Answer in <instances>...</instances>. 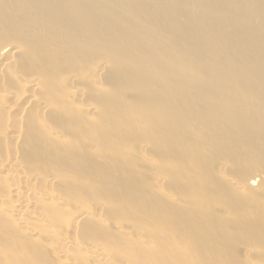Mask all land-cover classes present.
<instances>
[{
  "label": "rangeland",
  "instance_id": "rangeland-1",
  "mask_svg": "<svg viewBox=\"0 0 264 264\" xmlns=\"http://www.w3.org/2000/svg\"><path fill=\"white\" fill-rule=\"evenodd\" d=\"M0 35V38L3 39H0V51L2 50L0 53L2 56L4 55L3 58L0 55V63H2L0 64V70H3V72L0 71V96H2L1 94L3 92V95L5 93V97L3 96V98L7 97V100L0 99V127L2 126L0 135L3 136V134H5L3 137L0 136L4 140L0 139V147L2 148H0V186H2L0 187V203L2 201L0 209L3 203L2 208H6L10 205L6 208L7 210L4 209L6 212L8 211V215L10 216H8L6 212L3 213L2 211L4 210H0V264H110L108 261L109 258H113L111 259L112 261L116 260L114 263L110 260L113 264H122V262L123 264H129V262L131 264H218L219 262L222 263V259L224 260L223 264H227L230 261L231 262L228 264H264V183L259 186L249 185L252 177L256 175L264 176V142L256 143L255 145L252 143L247 144L248 141H242L243 136L239 128L227 132L235 134V136H231L230 138H226L224 135L218 136L216 132L209 131L210 136L208 139L204 138L203 141L190 139L187 141L182 152L178 151L176 154H173V141L169 132L164 134L166 138L165 143L163 140V134L161 133L163 126L162 119L157 121V126L154 124L152 127L135 129L136 134L132 137L129 135V128L132 126L131 121L139 122L141 125L145 126L146 119H131L130 115L126 113L125 116L128 120L125 125L128 128L126 129V134L121 132L119 136L120 143L117 146V152L119 153L116 152L115 155L118 156L115 157L119 160L120 168L118 174L115 175L113 173L114 170L108 167L106 161V159H108V161L115 160L113 151L111 150L112 152L110 154L109 150H106L112 145L113 133H110L108 136L103 134L100 138L107 143V146L108 144L110 145L106 149V144L103 147L100 143L102 140L99 142L96 137L97 134L90 132L89 129L87 132H84L83 136L79 137V140H77L78 137L76 138L75 133L80 125L83 124L86 126L88 120L90 122L92 119V125L96 123L98 111L93 104L106 101L105 95L102 96L100 94H106L105 90L101 89L107 87L103 79L105 78L104 75L107 70L105 68L108 66L107 77H109L110 64L104 66L105 59L97 56L90 59L87 58L86 62H84L85 64H80L82 68L78 66L79 68L73 69V52H71L70 58L67 56L61 58L60 64L63 62V65H65L62 69L59 65L57 68V65L54 64L53 68L55 70H52V77L48 82L47 80L45 81L44 74L42 73L41 75L42 71L40 72V69L35 66L34 68L31 65L30 69L32 70L30 72V79L34 78L40 80V85L33 86L32 83H30L31 81H26L27 79L29 80L27 76H30V73H26L29 67L23 65V68L21 64L20 66L18 64L20 61L27 60L23 57V55H25V50H23L24 54H22L23 52L21 53V49L11 54L12 50L18 47V45L12 44L14 39L17 41V38L13 39L8 34ZM10 38H12V40ZM5 41H7L5 43L7 46L11 44L9 48L6 45L1 47ZM6 47L8 49H6ZM3 50L5 51L3 52ZM101 61L102 63H99ZM20 68H26L25 73L27 75L21 73L22 71ZM67 69L69 70L67 71ZM97 69L98 71H96ZM18 70H20V72H18ZM33 71L34 75L38 78L33 75ZM62 72H66L67 78L64 79L65 74ZM68 72H70L71 77L68 75ZM54 74L57 75L55 76ZM150 79L151 76L148 73H144L140 77L137 75L134 82H149ZM19 81H23V85ZM77 83L81 87H77ZM107 84L109 85L110 81H108ZM40 86H50V88L43 90H45V92L48 91L46 93L47 95L48 93L52 94L53 98L52 96L49 98L48 96L50 95L46 97L44 92L43 96L42 94L39 95L42 89ZM87 86L88 88H86ZM97 86L101 88L100 91ZM113 86L116 88L114 84ZM134 86H138V84ZM156 86L155 90L153 89V93L161 95L164 90V85L157 82ZM32 87H37L38 89ZM107 89H109V86ZM167 90L169 89L167 88ZM54 91H58V94ZM72 91L77 96L74 95ZM29 92L31 94H29ZM131 93L132 90L130 88L125 90L126 95H130ZM153 93H151L152 99ZM97 94L98 96H96ZM83 95L87 100H84ZM8 97H10V100H8ZM32 98L34 99L32 100ZM50 100L54 101L52 106H48L47 104L51 103ZM90 100L94 108L88 103ZM58 102H60V106ZM170 103L171 102H169V104ZM28 105H31L33 109L36 110L35 114L37 116L34 114L31 106V108H28ZM120 105H122V101H120ZM36 106H38L39 109ZM193 108L194 107H187L186 109L193 110ZM161 110L160 105L159 111ZM37 111L39 113H36ZM54 111L55 113L57 112V115L54 114ZM12 112L15 114L11 115ZM85 112L88 113L85 114ZM39 114H41V117L38 118V116H40ZM43 114H45L46 117ZM13 116L15 117L13 118ZM87 117L89 118L88 120L86 119ZM1 120L3 123H1ZM105 120L109 126H112V121L108 120V117ZM49 121L51 125L47 123ZM4 122L7 128L4 127ZM33 122H35L34 125ZM168 122L169 119L167 120V123ZM123 124L121 120L119 126L122 127ZM137 127H139V124ZM198 127V125L193 126L188 130L190 131V129L193 128L198 133V130L201 129ZM3 131L6 133H3ZM201 131H203V129H201ZM191 132L193 131L191 130ZM6 137H8L7 140L9 143H7V140L5 141ZM97 142L99 143V148ZM27 144H29V146ZM59 145L61 147H59ZM38 149L40 150V155L37 154L39 157L35 154L36 150L38 152ZM53 149L58 151V153ZM17 150L19 153H17ZM45 150L47 152L53 150L55 155L60 158L58 163L54 164L51 163V161L44 162L41 153L42 151L46 153ZM103 150L109 154L105 155L102 153L104 152ZM192 150L194 152H192ZM11 151L13 155L10 154ZM162 151L164 153H162ZM60 152H63V154H60ZM191 153H194L198 158L196 160H191ZM2 155H4V157ZM12 156H17L18 158L15 157L17 160ZM85 159H89L90 163L87 171V173L90 174L89 176H79L67 171V168H70L77 172L79 165L84 163ZM11 160L20 162H14V165ZM166 167L167 169L165 170L164 168ZM17 168H20V170ZM16 169L20 171H18V173L21 175V182L17 179V175H20L17 174ZM36 171L38 173L31 175L32 172ZM8 172L11 173V175ZM176 172L180 174L179 178H177ZM7 173L8 175L4 176ZM25 173H28L27 176H34V178L32 177L33 179L31 180L30 177L22 176L26 175ZM39 173L41 174L40 178L38 177ZM195 176H199V178ZM15 177L16 179H14ZM21 179L19 177V180ZM262 180H264V177ZM116 182L125 183V192L119 189L120 192L115 195L119 197L120 200L125 199L126 201L125 207H121V209H119L120 207H115L113 199L109 198L108 193L102 190L111 189ZM33 183H37V186L34 187L35 184L33 185ZM52 184L55 186H51ZM133 188L136 190V205L141 203L138 209V218L142 226L135 223H139V221H136L134 218L136 216L134 214H137V211L133 208H129L130 190ZM247 189H250L254 193L253 197H247ZM142 190H148L149 193L146 194L145 192H141ZM9 193L11 195H9ZM4 195H8V197H3ZM17 195L19 197L22 195V198L20 197L22 204L20 200L17 199ZM145 195L150 198H146ZM26 197L28 199H25ZM1 198L4 199L2 200ZM15 198L19 200V202L15 200ZM32 199L33 203L31 202ZM60 199H64V201H60ZM5 200L8 204L5 203ZM225 200L236 201L239 210L244 208L247 212H250V210L253 209L249 215L247 214L248 217L246 216L245 219L241 218L242 216L239 215L234 219L231 218L234 214H230L231 217H229L230 215L227 216L232 222H236L234 225H236L238 229H244L247 222L250 221L248 223V233L244 230L240 232L234 230L232 238L229 239V241L225 240L226 238L223 239V235L221 234L228 233L226 227L228 223H223L225 221H221V218H219V213L221 212L224 214V217L229 214V212H225V208L221 205ZM26 201H28V203L31 202V205L28 206ZM192 201L199 205L197 218L202 222L199 225L198 238L195 241V243L202 246L200 254H197L191 249L190 242L179 239L175 231L176 229L184 230L187 224L194 220L195 215L191 207ZM11 202H14L15 205H12L13 203ZM23 202L26 206L23 205ZM144 203H149L147 206L152 215L151 220H145V213L143 210ZM21 205L23 207H20ZM62 205L65 206L63 207ZM13 210H16V213ZM134 210L136 212H134ZM159 211H163L164 215H170L166 221V225L163 224L164 222L155 220ZM255 211L262 213L263 218L261 217L260 221L257 220L259 217H255V214H253ZM18 212H24L23 219L32 215L29 220L24 219L27 226L22 225L18 220ZM42 212L47 214H44L47 218ZM94 214L96 216H94ZM121 214H125V217ZM128 214L132 215L130 216L132 219L134 218V221H130L131 218L128 217ZM88 215H92V218L90 219V217H87ZM249 216L252 217L250 218ZM14 217L17 218V222L19 221V225ZM126 217L130 219H125ZM36 218L41 219L37 220ZM93 218L95 221L99 220L98 223L92 220ZM101 218L106 219L101 220ZM40 220L42 221L40 222ZM29 221L32 225L29 224ZM252 221H254L253 224ZM133 222L137 224V226L133 224ZM220 222L223 224L221 225ZM80 224H82V226ZM76 225H79L80 228ZM85 225L89 226V228L84 227ZM132 225L135 229L133 228L131 231ZM221 226H223V228H221ZM25 227L26 229H24ZM83 227L85 230L82 229ZM126 228L127 230H125ZM86 229L89 231L96 229V234L93 232L94 230L91 231L93 233H86ZM122 229L125 231H122ZM190 229H192V227H190ZM258 232L259 234H257ZM87 234L90 235L88 236ZM122 234H126L127 236H123ZM134 235H137V237ZM258 235L260 237H258ZM128 237L134 239H127ZM162 237L165 239L163 240ZM61 238L64 239L62 240ZM104 238H107V241ZM114 238H118L117 241ZM138 238L141 240H138ZM152 238L153 241H151ZM57 239H59V241ZM148 241H150V245ZM217 241L224 249L228 250H226L225 254H222L219 250L218 255H216L215 248L219 246L216 244ZM72 242H76L77 244ZM66 243H70V247ZM83 245L85 246L83 247ZM156 246L162 247L158 254H156V249H158ZM63 253H65V255ZM179 255L184 257H180ZM218 256H221L219 257V261L216 259ZM227 257H229V260ZM95 259H100L101 262ZM64 260H66V262ZM106 260L107 262H105ZM216 260L218 263H216ZM225 260L228 262H225ZM135 261L140 263H136Z\"/></svg>",
  "mask_w": 264,
  "mask_h": 264
},
{
  "label": "bare ground",
  "instance_id": "bare-ground-1",
  "mask_svg": "<svg viewBox=\"0 0 264 264\" xmlns=\"http://www.w3.org/2000/svg\"><path fill=\"white\" fill-rule=\"evenodd\" d=\"M0 34H5V35L8 34L13 39L17 38V41L14 39V42L12 44L16 46L18 45V47L17 48L15 47L12 50L11 54L17 52L18 50L20 51V49H21V53L23 52L22 54H24L23 50H25V55H23V57L27 59L24 61H20V63L18 62L19 66L20 64L21 66L23 65L28 66L29 69L27 70L26 73L31 72L32 70L30 69L31 65L33 67L34 66L37 67L38 69H40V72L42 71L41 75L42 73L44 74L43 76H45L44 78L45 81L47 80V82L52 77V70H55L53 68L54 64L57 65V68L59 65V67L62 69V67H64L65 65H63V62L62 64H60L61 58L66 56L70 58L71 52H73L72 65L75 66V67L72 66L73 69L79 67L82 68L80 64L86 62L87 58L90 59L97 56L105 59L104 60L105 63L103 62L104 66L106 64H110L109 77H107V71L109 66L105 68L107 69L104 75L105 78L102 77L104 78L103 82L106 84L107 87L109 86V89H107V87L105 89H101L98 88L97 86L99 91L100 89L105 90L106 94L104 93L100 95L102 96L105 95L106 101H101L100 103L93 104L95 109L98 111L97 113L98 116L96 117V123L92 125L91 124L92 119L89 122L88 120L89 118L87 117L86 119L88 120V124H86V126L83 124L80 125L75 131V133H76V138L78 137L77 140H79V137L83 136L84 132H87L89 129L90 132L97 134L96 137L99 142L100 140H102V142L100 143L101 145H103V147L106 144L105 149L110 145L108 144L107 146V143L100 138L103 134L108 136L110 133H113V140L111 142L112 145L109 149L106 150L107 151L109 150L110 154L113 151L114 157L118 156L115 155V153L117 152L118 150L117 146L120 143V139H119L120 133L122 132L123 134H126L127 132L126 129L128 127L125 125V123L128 119L125 116L126 113L130 115L131 119L134 118L146 119L145 126L141 125L139 122L131 121L132 126L129 128V135L132 137H134L136 134L135 129L152 127L154 124L155 126H157V121L159 119H162L163 126L161 129V133L163 134V140L165 143L166 138L164 137V134L169 132V134L172 136V141H173V149H174V151L172 150L173 154H176L178 151L182 152L187 141L190 139H194L195 141L196 140L203 141L204 138L208 139V137L210 136L209 131L216 132L218 136L224 135V137L230 138L231 136H235V134H230L227 132H230L235 128H239L240 133L243 136L242 141H248L247 144L252 143L253 145H255L256 143L264 142V0H0ZM12 38L10 39L12 40ZM6 42L7 41H5L3 43L4 45L2 44L1 47L5 46ZM10 46L11 44H9V46L7 47L9 48ZM7 47L6 49H8ZM4 51L5 50H3V52ZM0 52H2V50ZM0 55L2 56L1 53ZM99 63H102V61ZM25 69H21L22 71L21 73H25ZM98 69L96 71H98ZM68 70L69 69H67V71ZM1 72H3V70ZM18 72H20V70H18ZM26 73L25 75H27ZM62 73L65 74L66 72L65 73L62 72ZM144 73H148L151 76L150 81L135 83L134 79L137 77V75L138 77H140ZM33 75H34V71H33ZM68 75L70 76V72H68ZM65 76L64 79L67 78V74H65ZM27 78H29V80L27 79L26 81L27 82L31 81L30 83H32L33 86L40 85L39 82L40 80L34 78L30 79L31 73L29 77L27 76ZM44 78L42 77L43 80ZM108 81H110L109 85L107 84ZM63 82L65 81L63 80ZM157 82H160L164 85V90L162 91L161 95L153 93V89L155 90V88L157 87L156 86ZM21 83L23 85V81ZM113 84L116 86V88H114ZM135 84H138V86H134ZM3 85L6 86L5 84ZM43 87L40 86V88H42L41 93L38 90L39 95L42 94V96L48 92V91L45 92V90L46 88H50V86L44 88ZM77 87H81V86H79L78 84ZM86 88H88V86ZM127 88H130L132 90V93L130 95L125 94V90ZM167 88L169 90H167ZM54 92L58 94V91H54ZM151 93H153V99L151 98ZM29 94L31 93L29 92ZM1 95H2L0 96L1 100L3 99L7 100V97L3 98V96L5 97V93L3 95L2 92ZM48 95L46 94V97L48 96L50 98L52 96L53 98L52 94L48 93ZM96 96H98V94ZM8 98H9L8 100H10V97ZM33 99L34 98H32V100ZM84 100H87V98L86 99L84 98ZM120 101H122V105H120ZM53 102L54 101L52 100L51 103H47L48 106L49 105L52 106ZM169 102H171L170 103L171 105L169 104ZM58 103L60 106V102ZM88 103L92 105L91 100L90 102L88 101ZM160 105L162 109L161 111H159ZM30 106L28 105V108ZM36 107L38 108V106ZM187 107H194V108L193 110H190V109H186ZM33 111L35 114L36 110L33 109ZM38 111L36 113H39ZM87 113L85 112V114ZM14 114L15 113L13 112L11 113V115ZM54 114L57 115V112L55 113L54 111ZM39 115L40 116H38V118L41 117V114ZM43 115L45 116V114ZM14 117L15 116H13V118ZM107 117L108 120L112 121V126H109L107 121L105 120ZM168 119H169L168 122L169 124L167 123ZM121 120L124 123L122 127L119 126V122ZM1 123H3L2 120ZM47 123L51 125L50 121ZM34 124L35 122H33V125ZM138 124L139 127H137ZM197 125L199 126L198 128L203 129V131H201L200 129L198 130L199 132L197 133L196 130L193 128L190 129V131L188 130L189 128ZM4 127L7 128V126H5V122H4ZM191 130L193 132H191ZM4 131L3 133H6ZM192 134L194 135V137ZM4 135L5 134H3V136ZM2 137H0V139H2ZM7 138L8 137H6L5 141L7 140ZM50 142L53 143L52 141ZM7 143H9V141ZM77 143L79 144L78 141ZM27 145L29 146V144ZM59 147L61 146L59 145ZM98 148H99V143H98ZM53 150L48 152L45 150L46 153L42 151L41 156L44 159V162L51 161V163L54 164L58 163L60 158H58L55 155L54 151L56 150L54 151ZM39 151H40L39 149L38 152L36 150L35 154L40 155ZM103 151L104 152L102 151L101 152L104 153L105 155L109 154L106 153L105 150ZM56 152L58 153V151ZM192 152L194 151L192 150ZM17 153H19L18 150ZM162 153L164 152L162 151ZM10 154L13 155L12 151ZM60 154H63V152H60ZM38 155L37 157H39ZM2 156L4 157V155ZM64 156H65V151H64ZM15 157L14 159H16ZM197 158L198 157L194 153H191V160H196ZM114 159L115 160L113 161H108V159H106V161L108 167H111V169L114 170L113 173L117 175L118 170L120 168V163L116 157ZM11 162H13V164L15 165L14 162L16 161L11 160ZM18 162L20 161H17L16 163ZM89 164H90L89 159H85L84 163L79 165L77 172L74 169H70V168H67V171L71 174L87 177L90 175L87 173L89 169ZM17 169L20 170V168ZM164 169L166 170L167 167ZM18 171L17 174H19ZM8 173L5 174L4 176L8 175ZM34 173H38V172L37 171L32 172L31 175H33ZM9 174L11 175V173ZM27 175L28 173L22 176L26 177ZM176 176L177 178H179L180 174L176 172ZM19 177L21 179V175L20 176L17 175L18 181L21 182L22 179L19 180ZM32 177L34 178V176L30 177L31 180L33 179ZM38 177L39 178L41 177L40 173ZM195 177L199 178V176H195ZM263 177H264L263 175H256L255 177H252L250 179L249 185L259 186L260 184L264 183V180H262ZM14 179H16V177ZM53 184L51 186H55ZM33 185L35 187L37 186V183H33ZM119 189H122L125 192L124 182H116L111 189H102V190L106 191L108 193V197L113 199L114 206L118 208L120 207L119 209H121V207H125L126 201L125 199L120 200L119 197L115 196L120 192ZM141 192H145L146 194L149 193L148 190L146 191L142 190ZM246 192H247V197L254 196V193L250 189H247ZM130 193L131 196L129 198V208H133L137 211V214L136 213L134 214L136 215L134 218L136 219V221H139V223L138 222L135 223L142 226L140 219L138 218V209L140 208L141 203H138V205H136L137 197L135 195L136 190L134 188L130 190ZM9 195L11 194L9 193ZM5 196L6 195H4L3 197ZM21 196L22 195H20V197ZM6 197H8V195ZM20 197L18 196L17 199L20 200L22 198ZM145 197L148 199L150 198L147 197V195H145ZM17 199L15 198V200ZM25 199L28 198L26 197ZM33 199L31 201L32 203H33ZM64 199L63 200L60 199V201H64ZM19 200L17 201L19 202ZM21 201L22 200H20V202ZM14 202H11L13 203L12 205H15ZM26 202L28 206L31 205L30 204L31 202L30 203H28V201ZM5 203H7V201ZM148 204L149 203H144L143 206V210L145 213V220L152 219V215L149 212V207L147 206ZM2 205H1L2 210L10 206V205L8 206L6 205L7 206L6 208L5 207L2 208ZM221 205L225 208V212H229V214H227L225 217L222 212L219 213L220 214L219 218H221L220 220L221 221L224 220L225 222L223 223H228L227 226L224 224L227 227L228 233L227 234L221 233L223 235L222 238L223 239L226 238L225 240L229 241V239L232 238V233L234 230L239 232L241 230L242 231L244 230L245 232H247V230L249 229L248 223L250 221L247 222V225L244 229H238L236 228V225H234L236 222L235 221L232 222V220H230L229 217H231L230 214L232 215L234 214L233 215L234 217L232 216L231 218L234 219L236 218V216L238 217L239 215L242 216L241 218L245 219L246 216L248 217L249 213L253 209H251L250 212H247V210L244 208L239 210L237 202L232 200L231 201L225 200L224 202H222ZM24 206H26V204ZM62 206L64 207L65 205ZM20 207L23 206L21 205ZM191 207L195 215L194 220L189 222L184 230L176 229L175 231L179 239L190 242L191 249L194 250L197 254H200V250L202 246L198 243H195V241L198 238L199 225L202 223L197 218V215L199 213V205L196 202L192 201ZM135 210L134 212H136ZM2 212L5 213L6 211L4 210ZM6 213L8 215V211ZM44 214L45 213H43V215ZM131 214H128V217L131 218V216L133 215ZM253 214H255V217L258 216L259 218L257 220L260 221L262 217V213L259 211H255L253 212ZM121 215L124 216L125 214H121ZM94 216L96 215L94 214ZM17 217L22 225L27 226V223L24 221V219L29 220V218L32 217V215H30V217L23 219L24 212H20L17 215ZM87 217H90L91 219L92 215L90 216L88 215ZM169 217H170L169 214L164 215L163 211H159L158 215L155 217V220L159 222H164L163 224L166 225L167 224L166 221ZM14 218L15 221L17 222V218L16 217ZM102 219L103 218H101V220ZM125 219L128 218L126 217ZM133 219L131 218L130 221H132ZM92 220H94V218ZM41 221L42 220H40V222ZM98 221L99 220H96L95 222L98 223ZM135 223L133 222V224ZM253 223L254 221H252V224ZM19 224L20 223H18V225ZM137 224L135 225L137 226ZM80 225L82 226V224ZM76 226L79 227V225ZM84 227L89 228V226L86 225ZM84 227L82 229L85 230ZM190 227H192V229H190ZM131 228L132 229H130L129 227L131 231L133 230V228L135 229L134 226ZM221 228H223V226H221ZM24 229H26V227ZM93 230L90 231L87 230L86 233L88 232L90 233ZM123 230L124 229H122V231ZM125 230H127V228ZM95 231L96 229L93 232ZM257 234H259V232ZM123 236H127V235L125 234ZM132 237H128L127 239H131ZM135 237H137V235ZM258 237L260 236L258 235ZM104 239H106L107 241V238ZM117 239L115 240L117 241ZM164 239L165 238H163V240ZM57 240L59 241V239ZM138 240L141 239L138 238ZM151 241H153V238L151 239ZM90 242H94V241H90ZM148 242L150 245V241ZM72 243H76V242H72ZM216 244L219 245L218 248H215L216 255H218L219 250L222 254H225L227 249H224V247H222L218 241ZM85 245H83V247ZM159 246H156L158 247V249H156L157 250L156 254H158L159 250L162 249V247L160 248ZM62 248H66V247H62ZM63 254L65 255V253ZM180 257H184V256H180ZM219 257L221 256H218V258H216L218 261H219ZM228 258L229 257H227V259ZM111 259L113 258L108 259L110 264L116 261V260L112 261ZM66 260L64 261L66 262ZM95 260L99 261L100 259L99 260L95 259ZM110 260L112 262H110ZM217 260L216 263H218ZM223 261L224 260L222 259V263L219 262L218 264H223ZM102 262H103V257H102ZM105 262H107V260ZM225 262L228 261L225 260ZM136 263H140V262H136ZM129 264L131 263L129 262Z\"/></svg>",
  "mask_w": 264,
  "mask_h": 264
}]
</instances>
